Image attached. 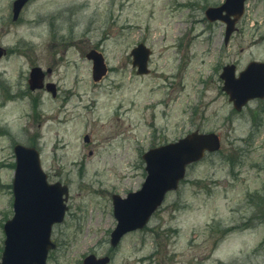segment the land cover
<instances>
[{"label":"rangeland","instance_id":"rangeland-1","mask_svg":"<svg viewBox=\"0 0 264 264\" xmlns=\"http://www.w3.org/2000/svg\"><path fill=\"white\" fill-rule=\"evenodd\" d=\"M12 1L0 0V253L13 215V144H35L49 181L69 189L50 264H79L110 249L111 196L140 189L144 152L198 129L218 136L219 151L188 167L110 263L264 264V102L236 113L218 77L226 63L264 59L252 26L264 30L262 19L245 15L224 47L223 27L204 17L217 0H31L17 20ZM139 42L151 50L141 76L129 56ZM92 50L109 69L98 83ZM33 66L55 98L28 90Z\"/></svg>","mask_w":264,"mask_h":264},{"label":"water","instance_id":"water-1","mask_svg":"<svg viewBox=\"0 0 264 264\" xmlns=\"http://www.w3.org/2000/svg\"><path fill=\"white\" fill-rule=\"evenodd\" d=\"M25 1L27 0H18L14 3V18ZM226 4L227 2L222 8L208 9L206 15L209 20L222 19L221 14ZM240 5L237 6L239 10ZM234 23L235 21L230 22V26ZM227 31L228 34L231 32L230 29ZM148 54L149 51L141 44L131 51L132 65L138 68L139 75L147 73L145 66ZM89 57L95 59L93 80L98 81L106 73L103 58L99 53H91ZM256 67L262 72L264 64L252 63L249 66L250 69ZM226 70L227 68L224 72ZM30 72L28 80L30 90L41 89L43 73L36 67ZM46 88L55 96L52 84H47ZM223 90L228 91L227 85ZM247 99H239V101L244 103ZM84 140L87 142L88 138L85 137ZM218 147L219 139L214 134L192 133L177 140L176 143L144 152L142 159L146 164L147 176L141 189L127 194L125 199L118 195L112 196L113 216L117 219L110 238L112 246H116L126 232L140 229L147 223L150 215L162 203L165 193L177 189L178 181L184 178L188 164L198 161L204 155V150L216 151ZM14 148L16 159L12 185L14 215L5 222L3 228L6 239L3 243L0 264H45L46 254L53 247L50 243L51 227L54 223H60L64 216L68 189L60 183H47L46 175L40 168L37 151L19 145ZM106 262L107 258L96 260L87 257L84 260V264H106Z\"/></svg>","mask_w":264,"mask_h":264},{"label":"flooded vegetation","instance_id":"flooded-vegetation-1","mask_svg":"<svg viewBox=\"0 0 264 264\" xmlns=\"http://www.w3.org/2000/svg\"><path fill=\"white\" fill-rule=\"evenodd\" d=\"M224 0H217L215 3V5H221L223 4ZM244 13H243V16L239 19L240 21L238 22L237 24V28L235 29V33L236 32H239V29H240V24L241 22H243L245 19V15H250V14H254V18H252L253 20H256V18L258 17V19H264V0H245L244 1ZM253 26V30L255 32V35L257 36V38H261L263 37L264 38V30L260 29V26L259 24H255L253 23L252 24ZM233 34V35H234ZM223 36H224V41L222 40L223 42V46H227L229 43H226L225 41L227 40V38L225 39V32L223 33ZM243 49H240V52L242 51ZM264 61V59H261L260 57L256 58V57H252V58H249L246 62H245V65L243 67L240 68V66L238 64H233L234 67H235V72L236 74L242 72L248 65V63L250 61ZM263 101V100H260V101H252V102H249V104L247 105L248 107H250V105L254 104V105H259L260 102ZM53 243H55V247L48 252V258H47V264H50V261L53 257V253L55 251L58 250V248L60 247V243H58L57 240H54L52 239ZM109 243V241H108ZM118 248V247H116ZM116 248L115 249H109L107 248L106 249V253L104 255H98L97 252H87V253H90L92 254L94 257H98V258H102L103 256L104 257H109V259L111 260L114 256V253H116ZM79 264H82L81 262Z\"/></svg>","mask_w":264,"mask_h":264}]
</instances>
